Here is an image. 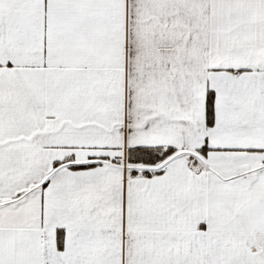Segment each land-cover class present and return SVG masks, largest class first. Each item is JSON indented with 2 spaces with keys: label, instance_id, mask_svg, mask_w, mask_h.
I'll list each match as a JSON object with an SVG mask.
<instances>
[{
  "label": "snow or ice",
  "instance_id": "6c2138e0",
  "mask_svg": "<svg viewBox=\"0 0 264 264\" xmlns=\"http://www.w3.org/2000/svg\"><path fill=\"white\" fill-rule=\"evenodd\" d=\"M0 264H264V0H0Z\"/></svg>",
  "mask_w": 264,
  "mask_h": 264
}]
</instances>
